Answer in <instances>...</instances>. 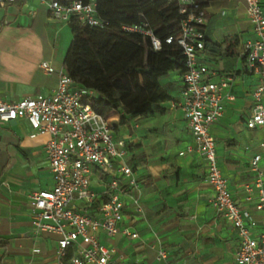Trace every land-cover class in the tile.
Returning a JSON list of instances; mask_svg holds the SVG:
<instances>
[{
  "label": "crops",
  "instance_id": "obj_1",
  "mask_svg": "<svg viewBox=\"0 0 264 264\" xmlns=\"http://www.w3.org/2000/svg\"><path fill=\"white\" fill-rule=\"evenodd\" d=\"M205 11V35L221 48H205L199 61L215 71L209 77L211 81L233 76L227 90L233 98H224V113L211 125L210 133L228 189L236 204L257 220L252 227L257 234L264 225L255 209L256 194L246 200L242 190L252 178L249 159L264 139V129L246 127L257 76L246 71L241 53L244 42L254 35L240 0L212 1ZM74 26L53 19L44 0L1 4L0 98L18 101L50 95L57 85V75L45 73L39 63L48 60L56 68L63 66ZM234 38L237 44L230 56L225 46ZM170 73L161 80L170 96L160 102L162 112L137 116L125 124L119 123L117 112L107 115L115 136L128 140L126 163L140 188V211L129 204L121 226L137 231L140 240L122 233L112 238L100 234V240L114 245L128 264H158L154 261L158 247L167 251L172 264H236V231L212 204L214 192L205 182L204 163L196 153L186 152L193 140L176 105L180 73ZM47 139L46 134L32 136L24 119L0 123V264H51L54 260L58 237L33 232L28 205L31 193L53 184L43 152ZM103 181L92 175V188L101 190ZM75 205L90 215L98 214V200ZM65 264H69L67 259Z\"/></svg>",
  "mask_w": 264,
  "mask_h": 264
},
{
  "label": "built area",
  "instance_id": "obj_2",
  "mask_svg": "<svg viewBox=\"0 0 264 264\" xmlns=\"http://www.w3.org/2000/svg\"><path fill=\"white\" fill-rule=\"evenodd\" d=\"M6 1L0 0V5ZM254 35L242 46L246 71L257 76L251 91L252 110L246 120L249 129H264V3L262 0H240ZM50 16L63 23L75 22L103 28L108 21L97 13L96 0H44ZM179 33L164 42L154 35L147 23L123 25L126 31L149 36L152 49L162 44H174L183 55L184 69L180 73L177 107L182 113L192 136L186 152L196 153L205 166V182L211 186V199L216 211L230 221L238 237L234 253L236 264H264V228L257 234L252 227L257 220L238 206L228 189L227 180L218 165L211 125L224 113V98L233 82L232 75L218 82L209 80L213 69L199 61L205 50V7L195 0H178ZM39 67L47 74L55 73L58 81L48 96L25 97L18 101L0 98V123L26 120L30 134H46L43 146L45 160L52 174L49 189L34 191L28 196L31 227L34 233L56 235L55 257L51 264H128L122 253L111 244L100 240V234L112 238L119 233L139 239L137 231L121 224L126 208L131 204L140 211V188L132 167L126 163L128 140L116 137L108 116L98 114L91 105L95 96L92 89L74 85L63 66L56 68L48 60ZM251 181L242 185L245 199L256 194L255 209L264 225V139L256 146L249 159ZM97 175L102 188L91 186L92 175ZM98 200V214L90 215L76 207L75 202L89 205ZM72 253L68 256V250ZM154 248V247H151ZM154 261L172 264L167 251L155 249Z\"/></svg>",
  "mask_w": 264,
  "mask_h": 264
},
{
  "label": "trees",
  "instance_id": "obj_3",
  "mask_svg": "<svg viewBox=\"0 0 264 264\" xmlns=\"http://www.w3.org/2000/svg\"><path fill=\"white\" fill-rule=\"evenodd\" d=\"M195 1L206 7L218 0ZM96 2L98 15L109 23L97 28L72 22L74 35L63 58L66 73L74 85L95 92L91 105L98 114L107 116L115 111L120 124L137 116L162 112L160 102L170 96L161 86V79L170 72L183 71V55L174 44L163 43L159 50H154L149 36L123 30L122 26L145 22L164 42L166 37L179 33L182 15L178 0ZM236 44V38L228 40L225 52L234 55ZM205 48L220 49L221 44L206 37Z\"/></svg>",
  "mask_w": 264,
  "mask_h": 264
},
{
  "label": "rangeland",
  "instance_id": "obj_4",
  "mask_svg": "<svg viewBox=\"0 0 264 264\" xmlns=\"http://www.w3.org/2000/svg\"><path fill=\"white\" fill-rule=\"evenodd\" d=\"M220 2H216L215 4H219ZM70 41H71V38L69 39V43H70ZM69 45V44H68ZM171 74V73H170ZM165 77H167V76H165ZM165 77H163L161 80H164V78ZM161 86H163V85H161ZM154 113V112H153ZM124 128V127H123Z\"/></svg>",
  "mask_w": 264,
  "mask_h": 264
}]
</instances>
